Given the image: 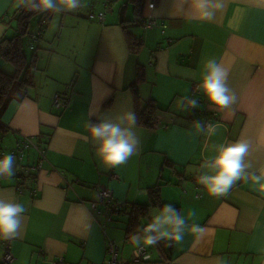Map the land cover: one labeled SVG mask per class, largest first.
<instances>
[{
	"label": "crops",
	"instance_id": "0c3cea01",
	"mask_svg": "<svg viewBox=\"0 0 264 264\" xmlns=\"http://www.w3.org/2000/svg\"><path fill=\"white\" fill-rule=\"evenodd\" d=\"M109 1L103 23L89 18ZM218 2L222 7L204 20L193 12L192 0H157L153 9H144L141 24L131 27L142 41L138 53L130 51L120 22L122 10L125 19H134L128 0H83L85 6L76 11L46 13L52 19L37 47L48 50V59L37 57L35 86L26 99L12 101L2 119L8 130L0 136V157H15V175L0 178V198L23 204L26 212L20 235L0 239V262L5 242L11 241L12 264H101L109 259L111 239L120 247L119 258L133 264L135 248L124 244L160 208L152 206L141 217L132 207L148 204L147 190L160 183L162 205L172 204L185 217L194 211L189 223L206 227L207 233L197 239L186 232L183 243L173 244L166 254L156 244L158 260L147 248L151 259L138 264H264V193L252 182L264 173V0ZM11 8H20L16 0H0V38L12 29L11 18L16 20ZM66 16L67 27L61 23ZM151 17L157 24L148 25ZM50 40H55L52 50ZM87 47L94 49L92 60L90 53H81L80 69L61 73L68 50ZM212 58L229 69L228 86L237 100L218 111L217 132L208 137L197 132V116L187 99L192 84L200 83L203 62ZM47 62L56 64L51 72ZM140 64L146 70V81L139 86L141 104L155 101L157 122L153 129L137 123V154L108 169L97 157L89 124L129 111L136 114L131 85ZM5 69L10 75L16 72L1 57L0 70ZM57 95L66 98L67 107L55 106ZM24 137L46 149L38 170L36 150L23 157L13 153ZM238 140L251 144L248 179L238 181L225 196L212 197L197 182L200 165L217 154L218 145ZM100 189L110 190L128 210L108 211ZM115 221L123 227L111 224Z\"/></svg>",
	"mask_w": 264,
	"mask_h": 264
},
{
	"label": "clouds",
	"instance_id": "9594fccd",
	"mask_svg": "<svg viewBox=\"0 0 264 264\" xmlns=\"http://www.w3.org/2000/svg\"><path fill=\"white\" fill-rule=\"evenodd\" d=\"M17 7H24L36 12L76 11L85 5L83 0H16ZM222 7L218 0H192V9L197 18L210 20L215 11ZM229 69L214 58L203 62L200 83L198 85L206 97L210 107L215 111L231 108L236 103L235 92L228 86ZM188 107L195 109L199 106L196 99H187ZM134 111L126 112L113 120L101 119L99 123L89 124V135L96 145V154L100 163L108 168L124 165L137 154L139 138L134 131L137 125ZM217 125L200 121L195 122L198 133L211 137L217 132ZM251 144L246 140H238L217 146V154L205 160L201 165L202 173L198 176V183L202 185L212 197H223L240 180H247L248 169L251 164L246 157L250 154ZM15 157L6 154L0 157V178L15 175ZM259 192L264 193V173L252 178ZM26 212L21 203L0 198V239L11 240L20 235ZM196 213L190 211L185 217L172 204H165L152 215L151 222L131 235L130 242L136 249V254L146 248L153 247L161 241L172 244L183 243L187 233L197 239L203 238L207 228L194 220ZM145 260L151 259L147 254Z\"/></svg>",
	"mask_w": 264,
	"mask_h": 264
},
{
	"label": "trees",
	"instance_id": "16d2710c",
	"mask_svg": "<svg viewBox=\"0 0 264 264\" xmlns=\"http://www.w3.org/2000/svg\"><path fill=\"white\" fill-rule=\"evenodd\" d=\"M129 3L133 5V12H134V19L128 20L124 18V11L122 10L121 16H120V22L122 25V28L124 30L125 39L127 42V45L132 53H138L142 48V41L140 38L136 37V35L131 31V27L134 25L138 26L141 24V19L143 18L144 9L147 8V2L148 0H128ZM157 3V0H156ZM51 11H47L46 13H50ZM46 13L42 16L40 15V20L38 24V29L35 33H33L32 38L37 36L38 32L39 35V43L42 41V36L44 30L47 28V24L51 22L52 16L46 15ZM35 14V11H29L24 7H20L15 11V18L18 20L19 25L16 28L17 34L12 38L3 37L0 38V58L3 57L7 61L12 62L14 67L16 68V72L12 75L7 74L6 72L0 70V130L7 132V126L3 122V116L7 111V108L9 107L10 103L12 101H22L26 99L29 95V90L35 86V70H37V55L35 53L32 54L31 60H29V57L26 55L25 50L22 47V38L24 34H28L30 22L32 19V15ZM45 27V28H44ZM6 44L9 46L6 50H3L6 48ZM146 81V70L144 65H139L136 73V80L131 85V89L134 93L135 100H136V116H137V123L140 127L153 129L155 127V124L157 122L156 119V112H157V105L154 100H149L144 105L141 104L142 99L139 91V86L141 83ZM194 84V83H193ZM192 84V86H193ZM200 94H193L192 88H191V96L189 99H196L199 102V106L195 109H192L193 114L195 113L197 116V120L201 119V123L206 122V120H213V122H216V120L219 121V112L212 110L206 97L202 94L201 90ZM60 96L63 101L66 102V105L68 106V101L66 98H63L62 95ZM66 106V107H67ZM96 123V121L94 122ZM17 145H28L23 153V156L26 155V152L28 150L34 149L38 153V148H42V144L35 142L31 138L24 137L22 140L18 142ZM18 147L13 151V153L16 155L18 152ZM38 162L40 159V155L38 153ZM38 165V163H37ZM36 165V166H37ZM164 164L162 166V171L165 169ZM40 168H36L38 170ZM35 173V172H33ZM33 176L32 174H29ZM27 175V178L28 176ZM171 176V175H170ZM34 177V176H33ZM36 178V177H35ZM164 181L165 179L162 178ZM29 184H31L30 179L27 180ZM162 184H156L153 187H150L147 191L150 197V202L148 204H140L136 203L133 204L132 210L135 213H138L141 217H146L149 214V210L152 206L162 208L163 205L160 200V192H161ZM126 205L125 203H123ZM177 209V208H176ZM128 209L125 208L121 212H126ZM133 215L130 216V220L132 219ZM128 233H130V229H128ZM158 247L161 249V251L166 254L169 251H171L173 244L169 246L168 242L161 241L157 244Z\"/></svg>",
	"mask_w": 264,
	"mask_h": 264
},
{
	"label": "built area",
	"instance_id": "2783aa9c",
	"mask_svg": "<svg viewBox=\"0 0 264 264\" xmlns=\"http://www.w3.org/2000/svg\"><path fill=\"white\" fill-rule=\"evenodd\" d=\"M105 5L107 7V3ZM155 6H156V0H148L147 7L149 9H153ZM107 12H108L107 8L104 9L103 11L99 12L98 14H96L94 12H90L89 18L90 19H96V20L103 23L105 18H106ZM154 24H157V21L154 20L152 17L149 18V24L148 25L151 26ZM39 35H40V33L38 32L37 36L33 40V42H34V44L32 46L33 48L35 46V43H39ZM198 85H199V83L193 84V86H192V93L193 94H200V91H199L200 89H199ZM192 99H194V98H192ZM54 103H55V106L59 107V108H65L67 106L66 102L63 101L60 96H56ZM216 122H217V120H216ZM216 122H213V120H211V121L206 120L205 125H207L208 123L216 124ZM27 146L28 145H25V146L18 145V150H17L18 152L17 153H19L21 155V157H23V153H24L25 149L28 148ZM35 147L38 149V153L40 155L38 165L35 168H40L46 160V149L43 147L42 148H38L37 146H35ZM100 195L103 196V200L105 202V205H106V208L108 211L121 212L124 209L123 202L114 199V196L110 190H101L100 189ZM93 206L95 207L96 205L94 204ZM106 251H107V254L109 256V259L107 261L101 263V264H126L119 258L120 247L115 241H113L111 239L108 240V245H107ZM145 254L150 256V254L147 252V248L144 251L140 252L139 255L136 254V249H135L133 252V257H132L131 262L133 264H138V263H141L143 261H148V260L144 259ZM14 261H15V257H14V254L12 253L11 241H7V242H5L4 255L1 259L0 264H12ZM60 264H67V263L60 261Z\"/></svg>",
	"mask_w": 264,
	"mask_h": 264
},
{
	"label": "rangeland",
	"instance_id": "374dc122",
	"mask_svg": "<svg viewBox=\"0 0 264 264\" xmlns=\"http://www.w3.org/2000/svg\"><path fill=\"white\" fill-rule=\"evenodd\" d=\"M113 1H109V2H106L107 3V7L105 5V9L107 8L108 10L110 9V6H111V3ZM15 11V8H11L10 10V13H11V16L14 15V12ZM53 12V11H52ZM46 12H36L35 11V14L32 15V19H31V22H30V26H29V30H28V34H24L23 35V38H22V47L23 49L25 50V52H27V54L30 56L29 57V60H31V55L33 53L37 54L39 58H45L46 60L48 59V50L43 48V47H37L38 46V43H35V46L34 48L32 47L34 42H33V38H32V35L33 33H35L37 27H38V24H39V20H40V15H44ZM54 13V12H53ZM60 18H58V22L60 23ZM69 19L70 17L69 16H66L64 18V21L62 20L61 23H63L65 25V27H67V24L69 22ZM11 23L13 24V27L12 29H10V32L8 33L7 35V38H12L14 37L16 34H17V27L19 25V22L18 20H12L11 18ZM57 24H53L52 28L53 29L51 31V35H54L56 34L54 31H55V28H56ZM16 30V31H15ZM65 33V32H64ZM3 37H6V36H3ZM1 37V38H3ZM52 41L50 44H49V49L52 50V47L50 45H52V43L55 41V40H50ZM9 46L6 44V49L8 48ZM57 47H60V43L57 45ZM32 49V50H31ZM37 49V50H36ZM35 50V51H34ZM81 53H87V55L90 53V56H91V59L93 58V53H94V49L93 48H89L87 47L86 49H80L79 51H71V50H68V54L66 56V61L64 62L65 65H64V68L65 70L62 71L61 73L64 72V75L65 74H68L70 72H76L78 69H80L79 67V63H80V55ZM77 58V59H76ZM87 58V57H86ZM88 59V58H87ZM40 60V59H39ZM46 66L48 67L47 70L49 72H51L55 67H56V64L53 63V62H47ZM7 73L6 69L3 70ZM15 72V69L13 70V73ZM36 70H35V74H36ZM60 73V74H61ZM37 82V77L35 75V83ZM40 80H38V84H39ZM196 83V82H194ZM61 93L64 92V89H61L59 90ZM5 134V131L3 130H0V136L3 137V135ZM117 220V219H116ZM113 225H116L117 228H122L123 227V223H119L117 224L116 221L113 223H111ZM124 246L127 248V247H132V243L128 244L127 242L124 244ZM126 248L124 249V252L126 250ZM150 248V247H149ZM151 249L153 250V255H154V260H158L159 259V253H158V250L155 246L151 247ZM161 254V253H160Z\"/></svg>",
	"mask_w": 264,
	"mask_h": 264
}]
</instances>
